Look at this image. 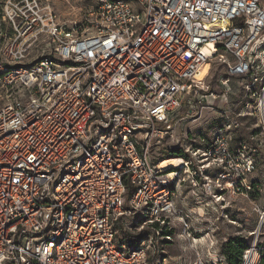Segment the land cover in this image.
<instances>
[{"label": "built area", "instance_id": "1", "mask_svg": "<svg viewBox=\"0 0 264 264\" xmlns=\"http://www.w3.org/2000/svg\"><path fill=\"white\" fill-rule=\"evenodd\" d=\"M16 9L0 65V264H162L171 170H187L215 203L250 195L262 141L239 133L253 122L264 134V0H96L72 26L36 0ZM214 61L226 71L218 90L198 79ZM204 110L221 113L212 141L177 142L188 159L170 170L153 163V149ZM137 215L148 235L127 222Z\"/></svg>", "mask_w": 264, "mask_h": 264}, {"label": "rangeland", "instance_id": "2", "mask_svg": "<svg viewBox=\"0 0 264 264\" xmlns=\"http://www.w3.org/2000/svg\"><path fill=\"white\" fill-rule=\"evenodd\" d=\"M41 9L52 12L59 23L72 26L83 20L86 11L96 4V0H36ZM135 4L137 0H125ZM18 0H0V65L4 63L3 48L8 39L13 37V28L7 18V13L17 11ZM72 24V25H71ZM44 43L41 40L35 42L28 51V61H36L42 54ZM225 67L219 62H213L206 66L199 76V80L209 75L207 83L216 81L218 76L225 75ZM211 78V79H210ZM214 80V81H213ZM235 85V84H233ZM240 91L236 90L232 96L234 102L242 103L239 99ZM237 95V96H235ZM7 101V93L0 82V109ZM232 101V100H231ZM183 114L189 111L184 105ZM242 106V105H240ZM222 121L221 113L213 114L209 110L203 111L202 118L197 122H189L177 125L174 130V143L163 144L152 151L153 163L160 160L169 150L176 148L180 142L183 148L192 145L199 148L206 147L211 141L215 128ZM258 134V140L262 141V147L256 157L257 170L250 177L251 182L259 183L258 191L244 195L225 196L224 203H215L206 197L200 188L192 185V177L187 170H171L180 173L175 181L176 191V213L171 220L172 239L160 241L159 259L162 264H227L223 256V247L230 238H245L250 251L256 247L253 260L257 264L264 252V134L253 122L245 124L239 135L247 141L248 136ZM168 161V160H164ZM180 164V163H179ZM140 215L127 218L132 224L136 235H144L150 232V224L145 222ZM188 227L190 237H186L185 228ZM169 231V230H167ZM183 236V237H181ZM122 233H117V244L122 241ZM125 242H128L126 238ZM245 254V253H244Z\"/></svg>", "mask_w": 264, "mask_h": 264}, {"label": "trees", "instance_id": "3", "mask_svg": "<svg viewBox=\"0 0 264 264\" xmlns=\"http://www.w3.org/2000/svg\"><path fill=\"white\" fill-rule=\"evenodd\" d=\"M213 89H217V81H214L213 83ZM197 147V146H195ZM171 159H188V156L185 154V152L182 149L179 148H173L169 149L164 156L159 161L164 160H171ZM258 162H256V170H257ZM176 172V171H172ZM211 175V174H210ZM259 183L257 181L252 182L253 191L250 193H254L255 191H258ZM134 189H132L130 186L127 185V196H131ZM148 235L149 233H145ZM172 234V232H171ZM248 249V244L245 240V238L242 237H235L230 238L225 246L223 247V256L226 259L227 264H241L242 257L244 253ZM257 264H264V252L261 253V258Z\"/></svg>", "mask_w": 264, "mask_h": 264}, {"label": "bare ground", "instance_id": "4", "mask_svg": "<svg viewBox=\"0 0 264 264\" xmlns=\"http://www.w3.org/2000/svg\"><path fill=\"white\" fill-rule=\"evenodd\" d=\"M200 74L201 73L198 74V79H199ZM179 163L183 164V160L182 159H171L168 161H162V162H160V168L164 171L170 170L171 168H175L176 166H179L180 165ZM252 261H253V258L251 259V262Z\"/></svg>", "mask_w": 264, "mask_h": 264}, {"label": "crops", "instance_id": "5", "mask_svg": "<svg viewBox=\"0 0 264 264\" xmlns=\"http://www.w3.org/2000/svg\"><path fill=\"white\" fill-rule=\"evenodd\" d=\"M185 234V233H184Z\"/></svg>", "mask_w": 264, "mask_h": 264}, {"label": "water", "instance_id": "6", "mask_svg": "<svg viewBox=\"0 0 264 264\" xmlns=\"http://www.w3.org/2000/svg\"><path fill=\"white\" fill-rule=\"evenodd\" d=\"M172 169V168H171Z\"/></svg>", "mask_w": 264, "mask_h": 264}]
</instances>
